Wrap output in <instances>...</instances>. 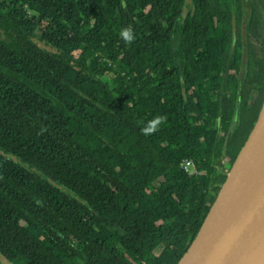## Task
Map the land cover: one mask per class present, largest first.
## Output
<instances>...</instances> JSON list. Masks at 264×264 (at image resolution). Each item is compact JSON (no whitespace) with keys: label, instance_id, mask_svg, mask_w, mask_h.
<instances>
[{"label":"trees","instance_id":"16d2710c","mask_svg":"<svg viewBox=\"0 0 264 264\" xmlns=\"http://www.w3.org/2000/svg\"><path fill=\"white\" fill-rule=\"evenodd\" d=\"M233 2L0 0V264L175 263L264 98L252 47L254 105L207 52Z\"/></svg>","mask_w":264,"mask_h":264},{"label":"water","instance_id":"95a60500","mask_svg":"<svg viewBox=\"0 0 264 264\" xmlns=\"http://www.w3.org/2000/svg\"><path fill=\"white\" fill-rule=\"evenodd\" d=\"M174 264H264V99L197 234Z\"/></svg>","mask_w":264,"mask_h":264},{"label":"flooded vegetation","instance_id":"af4514ba","mask_svg":"<svg viewBox=\"0 0 264 264\" xmlns=\"http://www.w3.org/2000/svg\"><path fill=\"white\" fill-rule=\"evenodd\" d=\"M263 1L264 0H240V2L237 3L233 2L224 4V7L222 8L224 16L221 18L220 24L215 26V23L218 22L216 16H214V23L210 20L208 21L210 29L217 30L223 28V30H226L224 38L212 36L210 41H205L210 59L213 60L215 58L217 48H219V53L227 56L223 61V65L227 68V78H230L236 72L238 73L239 100H241L242 95H247L250 86L254 88H252V91L249 93L247 100L248 105H254L260 98V91L255 89V84H252L245 79L252 66L250 61L251 47L254 49L258 58L256 62L264 63ZM211 6H217V4H212ZM191 11L190 8V12ZM188 12L189 9L184 16H186ZM253 12L257 13V29L255 35L251 34V22H249L250 19H252ZM219 15H221V13ZM211 32L215 33L214 31Z\"/></svg>","mask_w":264,"mask_h":264},{"label":"clouds","instance_id":"9594fccd","mask_svg":"<svg viewBox=\"0 0 264 264\" xmlns=\"http://www.w3.org/2000/svg\"><path fill=\"white\" fill-rule=\"evenodd\" d=\"M120 35L125 43H131L135 39L133 31L130 27L121 29ZM166 120V116H155L153 119L149 120L144 127L141 128V133L145 136H150L156 133L159 130V127L165 123Z\"/></svg>","mask_w":264,"mask_h":264},{"label":"built area","instance_id":"2783aa9c","mask_svg":"<svg viewBox=\"0 0 264 264\" xmlns=\"http://www.w3.org/2000/svg\"><path fill=\"white\" fill-rule=\"evenodd\" d=\"M182 168L183 170L189 174L190 176H194L199 174L197 165L194 160L192 159H186L182 162Z\"/></svg>","mask_w":264,"mask_h":264},{"label":"rangeland","instance_id":"374dc122","mask_svg":"<svg viewBox=\"0 0 264 264\" xmlns=\"http://www.w3.org/2000/svg\"><path fill=\"white\" fill-rule=\"evenodd\" d=\"M191 2H192V0H187V3L190 4V7H192ZM263 5H264V1H263ZM188 9H189V7H185V8L183 9V17H184V15L186 14V12H187ZM179 45H180V35L177 34V35L174 37V46H175V49H178ZM101 237H102V238H105V237H106L105 233H104V234L102 233V234H101ZM0 260H1V259H0ZM1 261H2V260H1ZM4 264H10V263L4 261ZM126 264H130V263H126Z\"/></svg>","mask_w":264,"mask_h":264}]
</instances>
